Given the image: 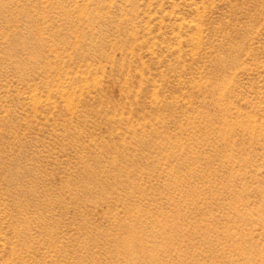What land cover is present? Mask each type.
<instances>
[{"label": "rangeland", "instance_id": "obj_1", "mask_svg": "<svg viewBox=\"0 0 264 264\" xmlns=\"http://www.w3.org/2000/svg\"><path fill=\"white\" fill-rule=\"evenodd\" d=\"M0 264H264V0H0Z\"/></svg>", "mask_w": 264, "mask_h": 264}]
</instances>
